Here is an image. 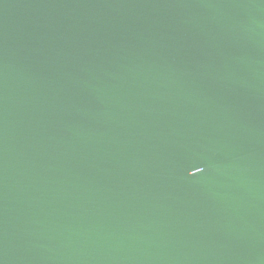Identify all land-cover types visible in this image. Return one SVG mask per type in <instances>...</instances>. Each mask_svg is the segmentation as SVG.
Wrapping results in <instances>:
<instances>
[{"label":"water","instance_id":"water-1","mask_svg":"<svg viewBox=\"0 0 264 264\" xmlns=\"http://www.w3.org/2000/svg\"><path fill=\"white\" fill-rule=\"evenodd\" d=\"M0 264H264V0H0Z\"/></svg>","mask_w":264,"mask_h":264}]
</instances>
